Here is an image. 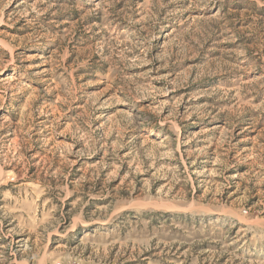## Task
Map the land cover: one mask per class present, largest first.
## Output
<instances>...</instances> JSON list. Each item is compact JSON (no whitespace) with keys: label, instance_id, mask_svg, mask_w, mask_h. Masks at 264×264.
I'll return each mask as SVG.
<instances>
[{"label":"rangeland","instance_id":"1","mask_svg":"<svg viewBox=\"0 0 264 264\" xmlns=\"http://www.w3.org/2000/svg\"><path fill=\"white\" fill-rule=\"evenodd\" d=\"M0 264H264V0H0Z\"/></svg>","mask_w":264,"mask_h":264}]
</instances>
